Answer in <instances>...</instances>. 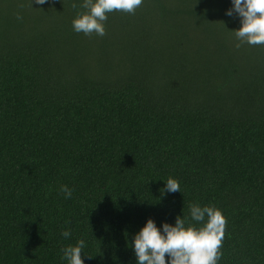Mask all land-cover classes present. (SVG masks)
<instances>
[{"label": "trees", "instance_id": "obj_1", "mask_svg": "<svg viewBox=\"0 0 264 264\" xmlns=\"http://www.w3.org/2000/svg\"><path fill=\"white\" fill-rule=\"evenodd\" d=\"M82 3L0 0V264L81 239L84 264H137L149 218L203 226L192 203L226 217L217 264H264V45L235 47L232 0H143L103 37Z\"/></svg>", "mask_w": 264, "mask_h": 264}, {"label": "clouds", "instance_id": "obj_2", "mask_svg": "<svg viewBox=\"0 0 264 264\" xmlns=\"http://www.w3.org/2000/svg\"><path fill=\"white\" fill-rule=\"evenodd\" d=\"M232 2L233 7L227 10L226 15L232 16L234 12L237 13L242 25L238 30H234L235 37L239 41L235 47L238 49L243 43L253 46L264 45V0H232ZM35 3L43 5L46 0H35ZM142 3L143 0H83L79 7L86 11L77 12L76 18L72 21L73 29L87 36L95 33L103 37L106 35L105 22L108 19L106 13L121 10L134 14ZM20 7L23 8V5ZM71 7L77 9L78 5L73 3ZM22 18L18 13L17 19ZM60 191L65 198H71L73 190L67 185H61ZM160 191L162 195L165 192L180 191V183L169 177L165 188ZM189 210L191 220L204 222L203 226L196 227L187 223V218L177 216L175 225L164 223L161 232L154 220L151 218L147 220L145 226L134 235L137 264H166V253L171 258L170 264H217L222 257L226 217L214 205L202 207L198 203H192L189 205ZM70 235L71 232L68 230L62 232L65 238ZM84 248L83 239L77 241L75 246L68 245L61 250L62 259L68 264H84L82 259Z\"/></svg>", "mask_w": 264, "mask_h": 264}]
</instances>
